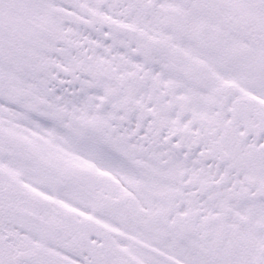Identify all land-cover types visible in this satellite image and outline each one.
<instances>
[{
	"label": "snow or ice",
	"instance_id": "obj_1",
	"mask_svg": "<svg viewBox=\"0 0 264 264\" xmlns=\"http://www.w3.org/2000/svg\"><path fill=\"white\" fill-rule=\"evenodd\" d=\"M0 264H264V0H0Z\"/></svg>",
	"mask_w": 264,
	"mask_h": 264
}]
</instances>
